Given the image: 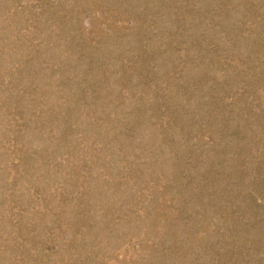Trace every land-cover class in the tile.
I'll return each instance as SVG.
<instances>
[{"label":"rangeland","instance_id":"1","mask_svg":"<svg viewBox=\"0 0 264 264\" xmlns=\"http://www.w3.org/2000/svg\"><path fill=\"white\" fill-rule=\"evenodd\" d=\"M0 264H264V0H0Z\"/></svg>","mask_w":264,"mask_h":264}]
</instances>
